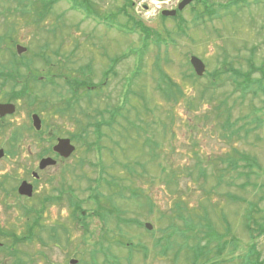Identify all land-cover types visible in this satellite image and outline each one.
Instances as JSON below:
<instances>
[{
  "label": "rangeland",
  "instance_id": "obj_1",
  "mask_svg": "<svg viewBox=\"0 0 264 264\" xmlns=\"http://www.w3.org/2000/svg\"><path fill=\"white\" fill-rule=\"evenodd\" d=\"M18 1L0 0V68L44 69L46 86L29 94L27 75L0 80L31 104L66 107L43 115L76 146L41 175L29 202L36 209L49 198L43 211L48 225L57 218V247L45 235L46 247L37 241L25 251L43 250L46 264H264L256 258L264 260V3L198 24L191 9L148 21L141 11L163 41L157 48L128 15L140 18L139 3L90 0L83 11L69 0ZM192 55L206 64L200 77ZM225 58L230 71L233 63L251 74L247 88L225 73ZM160 70L181 94L164 96ZM68 195L82 204L80 219Z\"/></svg>",
  "mask_w": 264,
  "mask_h": 264
},
{
  "label": "flooded vegetation",
  "instance_id": "obj_2",
  "mask_svg": "<svg viewBox=\"0 0 264 264\" xmlns=\"http://www.w3.org/2000/svg\"><path fill=\"white\" fill-rule=\"evenodd\" d=\"M180 1L173 0L168 8H177ZM134 3H136V0H134ZM227 7L240 8V6L235 4L228 6L227 3H204V0H193L184 9L178 10L177 14H179V11L182 12L186 9H191V11H218ZM158 16L162 17L160 9L155 10V18ZM182 31L186 33L184 28ZM30 60L32 62L35 61L31 58ZM80 68L81 74H83L85 67ZM86 68L90 69L91 67L87 66ZM42 71L44 69L28 67L0 68V77L3 78V76L12 74L27 75L26 80H30L26 85L29 94L33 91L39 93V89L46 86V78L41 76ZM36 75L39 76H37L38 79H34ZM85 75H88V72ZM84 81L86 80L81 82L83 83ZM87 86L90 89L93 87ZM19 91L20 89L12 91L11 84L2 83V80H0V103L15 105V111L12 113L1 114L0 112V264H40L42 261L46 264V255L43 250L39 249L38 255H31L24 248L25 245L37 244V241L43 247H46L44 236L47 235L48 237V231L52 228L56 237L53 245L57 247V218L53 224L48 225L45 221L46 214L43 211L49 198H44V201L41 202L42 206L39 208L35 209L36 206L33 208L29 206L30 199L42 187L40 183L41 175L57 166L58 155L54 146L57 143V139L61 136H57V124L53 126V122H48L49 118L47 119L43 115L45 112L50 111L57 117V105H46L44 98L31 104L28 95L21 97ZM14 97H18L15 102ZM18 99L25 100L23 105ZM90 100L92 102V98ZM21 113L25 114V120H22ZM34 114H37L36 123L34 122ZM88 114L91 116L90 111ZM88 122L87 120L86 129L92 127L91 125L93 124V122L91 124ZM114 123L115 121L110 120L107 126L114 128ZM117 125L119 127L121 121H118ZM70 138L72 139V137ZM46 157L56 159V163L41 167V162ZM23 182H27L32 186L31 195L21 191L20 187ZM54 199V202H57V195H55Z\"/></svg>",
  "mask_w": 264,
  "mask_h": 264
},
{
  "label": "trees",
  "instance_id": "obj_3",
  "mask_svg": "<svg viewBox=\"0 0 264 264\" xmlns=\"http://www.w3.org/2000/svg\"><path fill=\"white\" fill-rule=\"evenodd\" d=\"M69 1L72 3L73 7L78 8V9H81L83 11H85V8L86 7H87V9H89V8L91 9V4L92 3L90 2V0H69ZM252 1L254 3H256V4L261 3V2L264 3V0H252ZM18 2L21 3V2H23V0H19ZM78 3L84 4V7L77 6ZM204 3H214V2H212V0H204ZM226 3L228 4V6L229 5H234V4L235 5H238V6H242L244 4L245 5L249 4L250 3V0H228ZM124 4L127 5V6H130V7H133V1L132 0H125L124 1ZM121 9H123V8H121ZM229 10H230L229 7H227L225 9V12H227ZM218 14H219V11H214V10H192V15L194 17V20L197 23L200 22V21H205L207 19H209V20L214 19L215 17L219 16ZM128 15L132 18V20L135 21V25L138 26V30L142 33V35L144 36V38H146L147 41H148L150 38H153L154 37L153 42L156 44L157 48H160L161 45H162L161 43L163 42L162 39H161V37H160V35L157 32H155L151 27H148L140 18L136 20L135 16H133L134 14L132 15L131 13H128ZM178 17H179V15H177L175 18L177 19ZM162 18H163V20L166 19V17H163V16H162ZM225 59H227V60L224 62V64H222V66H223L222 68L225 69V73H229L230 72L229 73L230 75H232V76L236 75L238 78H241V80L238 81L237 86L239 88H241V89L247 88L250 85V83H251V79H250L251 74L250 73L243 72V71H240V70H236L235 72L234 71H230L231 62L228 61V58H225ZM192 70H193V68H192ZM220 70H218V72H216L214 75L223 74L224 73V72H221ZM258 70L261 71V72H263L262 67H259V66H257V67H255V68L252 69L253 72L258 71ZM192 73H193V76H196L193 71H192ZM160 74H161L162 80L167 81L166 87L165 88H163V87L160 88V90L163 92V94H164V96L166 98L169 99L170 98V94L176 93L175 92V89L178 92H180V94H181L182 90L174 82H172L167 75L163 74L161 72V70H160ZM197 78H199V77H197ZM70 84L72 86H77L78 88H80L82 86L83 87H86V84L84 82L83 83L82 82H79V81L76 82V80H75V82H74V80L70 81ZM213 84H215V83H213ZM205 89L207 90L208 89V86H206ZM65 108L60 107V108L57 109V112H59V110H60V113H61L62 111L65 110ZM98 124H99L98 121H95L94 122L95 129H99V125ZM78 139L76 137L74 140H78ZM231 158L232 157H230L228 159V166L233 165V167H238V163H234ZM60 193L61 194H65L66 191H61ZM60 199H62V197H57V200H60ZM68 199L71 202V206L73 207V211L76 214V217L78 219H80L81 218V215H82V204L79 203L76 200V198L74 197V195H68ZM177 216H179L181 218H184L181 215L180 212H177ZM204 218L205 217H199L200 221H202ZM129 220H130V222H133V219H129ZM262 232H263V230H262ZM48 233H49V237L51 238V240L53 242H55L56 237H55V234H54V229L53 228L50 229L48 231ZM218 240H222V239L219 238ZM57 241H58V239H57ZM253 250L255 251V248ZM216 251H217V254H216L217 256L222 255L225 252V246L221 245V247H217V250ZM256 256H257L256 258L260 262H263V260L260 259V252H259L258 255L256 253ZM79 262L81 263V261H79ZM50 264H53V263H50Z\"/></svg>",
  "mask_w": 264,
  "mask_h": 264
},
{
  "label": "water",
  "instance_id": "obj_4",
  "mask_svg": "<svg viewBox=\"0 0 264 264\" xmlns=\"http://www.w3.org/2000/svg\"><path fill=\"white\" fill-rule=\"evenodd\" d=\"M193 0H183L181 1V3L179 4V10H182L186 5H188L190 2H192ZM177 10H163L162 14L166 15V16H174L176 15ZM18 50L23 52L26 51V47H18ZM191 64L195 70V72L199 75L202 76L205 71H206V65L205 63L197 56L193 55L190 58ZM15 111V105L14 104H6V103H0V112L1 114H4L6 112H14ZM34 122H37V114H34ZM76 146L71 142L70 138H59L57 141V144L54 146L55 151H57V153L64 157L67 158L69 157L74 151H75ZM56 160L53 159L52 157H46L45 159L42 160L41 162V167L47 166L49 164H55ZM31 185L28 184L27 182H23L21 184V191L22 192H27L29 195L32 194L31 191ZM146 227L148 229H152V224L151 223H146ZM78 260L75 258H72L70 260L71 264H77Z\"/></svg>",
  "mask_w": 264,
  "mask_h": 264
}]
</instances>
